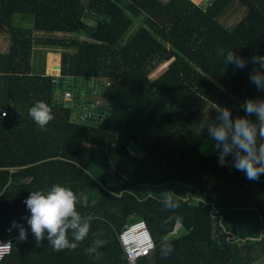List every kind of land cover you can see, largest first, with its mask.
I'll list each match as a JSON object with an SVG mask.
<instances>
[{
  "label": "trees",
  "instance_id": "obj_1",
  "mask_svg": "<svg viewBox=\"0 0 264 264\" xmlns=\"http://www.w3.org/2000/svg\"><path fill=\"white\" fill-rule=\"evenodd\" d=\"M197 1L0 0V35L9 39L0 53V240L13 244L0 264H130L119 237L138 221L156 245L139 264H264V175L248 180L231 156L220 166L218 152H201L218 107L235 119L246 115V99L264 98L249 81L255 65L234 70L217 54L264 55V0ZM236 5L245 13L229 28L221 17ZM58 33L73 37L36 36ZM37 47L62 49L58 76L33 63ZM90 79H98L96 94ZM83 91L99 102L86 124L75 119L84 109L54 101L69 92L70 102H91ZM40 100L55 117L44 129L28 114ZM53 184L71 188L77 210L93 217L74 251L56 253L47 239L37 245L30 229L20 240L12 228L13 221L28 227L22 217L30 215L23 203L30 192ZM166 191L185 196L174 213L160 203ZM175 215L178 234L175 221L163 224ZM98 231L107 244L96 259L84 250ZM166 232L174 251L162 259Z\"/></svg>",
  "mask_w": 264,
  "mask_h": 264
},
{
  "label": "clouds",
  "instance_id": "obj_2",
  "mask_svg": "<svg viewBox=\"0 0 264 264\" xmlns=\"http://www.w3.org/2000/svg\"><path fill=\"white\" fill-rule=\"evenodd\" d=\"M208 4H210L209 0H203L200 4L197 3L200 7ZM217 54L224 58L226 65H233L234 70L247 68L249 62L255 65L256 67L249 73V81L255 85L258 91L264 92V55L255 54L244 58L237 55L233 50L225 51L223 48L219 49ZM99 88V85L89 88L91 89L90 94H93L94 89L99 90ZM88 91H83L85 96L82 97L85 99L88 97L86 94ZM64 94L62 93V98L59 99L58 104L65 105L63 101ZM80 102V104L71 105L76 106V108L78 106L81 110L84 109L82 113L76 115L75 119H78L84 113V104H88L87 102L83 103V99ZM89 103H93V100ZM69 104H71L70 101L67 102L68 106ZM240 107L246 115L235 119L228 107H218L216 110L218 112L216 121L218 122H208L206 124L207 133L211 140L215 142L214 148L218 152V164L220 166H227L229 162L226 158L231 156V166L243 172L248 180L256 181L259 180L261 175H264V98L246 99ZM28 114L41 129L46 128L55 118L52 108L43 100L36 101L29 108ZM252 116H255V120L249 119ZM77 167H80V165H77ZM84 171L85 174L91 175L87 169ZM111 195L120 198L123 191L113 192ZM184 197L172 191H166L160 193V203L165 210L174 213L179 209ZM23 203L30 213V215L22 217L28 227L25 228L24 224L16 221L12 222V228L18 229L20 240L27 239L28 229H30L37 245L47 239L52 250L60 253L65 250H76L88 238L93 217L91 215L83 216L77 210L79 199L71 188L53 184L47 190L31 191ZM181 220L182 218L178 215L169 216L163 221V224L166 226L175 221L178 225L175 227L174 233L178 234V228H181L179 224ZM136 223L138 224L132 229L126 232L123 231L124 233L120 235L119 239L125 247L130 244L135 245L132 250L136 251L137 255L140 254L141 249L143 254L146 255L156 247L155 241L145 221ZM92 235L94 239L84 251L90 257L99 259L98 250L107 244V240L101 239L102 232L98 231L92 233ZM159 251L162 259H166L174 251L170 235L167 232L160 237Z\"/></svg>",
  "mask_w": 264,
  "mask_h": 264
},
{
  "label": "rangeland",
  "instance_id": "obj_3",
  "mask_svg": "<svg viewBox=\"0 0 264 264\" xmlns=\"http://www.w3.org/2000/svg\"><path fill=\"white\" fill-rule=\"evenodd\" d=\"M202 1L203 0H198L196 2V4L198 2L200 4ZM244 13H245V8H241V7H239V6L236 5V6L231 7L221 17V20L225 24V26H227L229 28H232L233 26H235V24H237L241 20V18L244 15ZM36 36L39 37V38H43V37L49 36V37H53V38H57V39H59V38L60 39H69V38H72L73 37L72 34H61V33L53 34V35L52 34L51 35L37 34ZM0 38L3 39L2 35H0ZM8 40H7V44H9V41ZM40 48H41L40 49V52L37 53V58H36L37 61H38V64L35 63V65L37 67H39L40 64H41V60H43L45 62V64H46V67H45L46 74L53 75V76H58L59 73H60L59 68H60V65H61V58H62V52H61V50L62 49L61 50L60 49H56V50L55 49H47V50H45L42 47H40ZM170 63L171 62H168L167 65L169 66ZM162 68H163V66L159 70H156L151 75L150 79L151 80H154L156 77H158L159 74L163 71ZM89 81H91L90 82V85H91L90 88H93V87H96V86L99 85L98 79H90ZM57 95H59V94H57ZM93 99H94V97L92 95H90L88 98H86V101H91ZM76 103H77V100L73 101V104H76ZM214 144H215V142L210 139L206 144H204V146L201 149V152L203 154H206V155L216 154L217 151L214 148ZM179 231H180V228H178V232Z\"/></svg>",
  "mask_w": 264,
  "mask_h": 264
},
{
  "label": "built area",
  "instance_id": "obj_4",
  "mask_svg": "<svg viewBox=\"0 0 264 264\" xmlns=\"http://www.w3.org/2000/svg\"><path fill=\"white\" fill-rule=\"evenodd\" d=\"M98 92L97 89H94L93 91V94H96ZM71 100V93H65L64 96H63V101L67 104V102ZM85 106V111L83 114H81L78 119L77 122H80V123H83V124H86V123H89L91 120L94 119V111L95 109L99 106V102H93V103H88V104H84ZM6 118V113H3L0 115V123H2L4 121V119ZM140 223V222H139ZM138 223L136 224H132V225H127L124 232L132 229L135 225H137ZM147 227V225H146ZM148 229V227H147ZM149 230V229H148ZM123 232V233H124ZM150 232V231H149ZM151 235V234H150ZM151 239H152V236H151ZM153 241V239H152ZM154 242V241H153ZM12 248H13V244H12V241H2L0 240V263L8 256L11 254L12 252ZM124 250H125V253L127 255V258L130 262V264H138L139 263V260L142 258V257H145L146 255H149L154 249L155 247L149 251L146 255L143 254V250L141 249L140 250V254L137 255V252L136 251H133L132 249L135 248V245H128V246H123Z\"/></svg>",
  "mask_w": 264,
  "mask_h": 264
},
{
  "label": "crops",
  "instance_id": "obj_5",
  "mask_svg": "<svg viewBox=\"0 0 264 264\" xmlns=\"http://www.w3.org/2000/svg\"><path fill=\"white\" fill-rule=\"evenodd\" d=\"M3 37V39H1L0 40V53H6L7 51H8V46H9V44H7V38L5 37V36H2ZM9 41V40H8ZM40 47H37V48H35L34 49V55H37V53L38 52H40ZM45 50H47V49H45ZM46 53V52H45ZM44 53V54H45ZM44 56V55H43ZM42 58V57H41ZM35 60V59H34ZM34 64L36 63V64H38V61L36 60V61H34L33 62ZM42 63H43V60H41V64H40V66H39V69L40 68H44V67H46V64L44 63L43 65H42ZM42 65V66H41ZM61 98H62V93H60L59 94V96L58 95H55V97H54V101L56 102V103H58V101H59V99L61 100ZM81 102H77V104H80ZM71 104L72 105H74L73 104V102H71ZM78 107V106H77Z\"/></svg>",
  "mask_w": 264,
  "mask_h": 264
},
{
  "label": "water",
  "instance_id": "obj_6",
  "mask_svg": "<svg viewBox=\"0 0 264 264\" xmlns=\"http://www.w3.org/2000/svg\"><path fill=\"white\" fill-rule=\"evenodd\" d=\"M202 6V5H201ZM57 94H60L59 92L56 93ZM77 94V91L74 93V96H76ZM81 96H85L84 92H81ZM69 107H71V104H69ZM130 151L133 155H135L136 157L138 158H142L144 153L142 150H140L139 147H137L135 144H131L130 146Z\"/></svg>",
  "mask_w": 264,
  "mask_h": 264
}]
</instances>
